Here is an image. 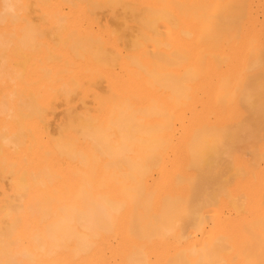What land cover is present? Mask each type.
Returning a JSON list of instances; mask_svg holds the SVG:
<instances>
[{
	"label": "bare ground",
	"instance_id": "bare-ground-1",
	"mask_svg": "<svg viewBox=\"0 0 264 264\" xmlns=\"http://www.w3.org/2000/svg\"><path fill=\"white\" fill-rule=\"evenodd\" d=\"M14 2L0 17V264H24L54 216L96 195L119 214L78 255L70 241L31 264H264V71L241 89L254 128L235 120L238 81L223 83L251 58L252 2L248 16L238 0Z\"/></svg>",
	"mask_w": 264,
	"mask_h": 264
},
{
	"label": "clouds",
	"instance_id": "clouds-1",
	"mask_svg": "<svg viewBox=\"0 0 264 264\" xmlns=\"http://www.w3.org/2000/svg\"><path fill=\"white\" fill-rule=\"evenodd\" d=\"M15 14L14 0H0V17H14ZM119 154L120 145L116 144L113 155ZM119 212L120 207L104 196L77 197L49 221L46 230L35 238L33 247L22 250L19 255L24 264H31L36 255L51 254L70 241L78 245V255L81 249L87 247L99 224L111 221Z\"/></svg>",
	"mask_w": 264,
	"mask_h": 264
},
{
	"label": "rangeland",
	"instance_id": "rangeland-1",
	"mask_svg": "<svg viewBox=\"0 0 264 264\" xmlns=\"http://www.w3.org/2000/svg\"><path fill=\"white\" fill-rule=\"evenodd\" d=\"M247 1H248L249 3L252 2L251 4H253V5L250 6L249 3H248ZM262 2H263V3H262ZM238 3H239V4H238ZM243 4H244L246 7H245ZM237 5H239V7H241V6L243 5V6L241 7L243 10L245 9L243 14H245V12H246V13H247V16L249 15V12H250V11L248 12V9H249L248 7L250 6V9H251V7H252V9H251V14L247 17V19H248V18L250 19V23H251L252 26H250V29H249L250 32H251V33H250V39H251V40H249L250 43H249L248 45L244 44V45L242 46L243 48H241V45H240V47H238L239 54H240V52H241V54L243 53L242 56L246 59V57H245L244 55H246V54H247L246 52H248L249 55H247V57H251V58H249V60H248V58H247L246 61H245L244 59L242 60V57H241V61H242V63L240 62V64H239V62H238L239 60H238V59H239L240 57H238V59L236 60L238 63H235V62H234V64H238L237 67H235V65H233V64H232L233 66L230 64V65H231L230 67L232 68V71L235 72V74H234V72H233V73H232V72H229L230 70L228 71V68L231 69V68L229 67V63H228V66H227V64H225V63H223V65H222L223 67H226V66H227L226 68H224V70L226 69V71L223 70V74H224V75H227V77H228V74H229V73H230L229 77H231V74H232L233 76H236V71L239 70L238 73H237V74H238V76H237L238 79H236L235 77H231L232 80H230L229 77H228V78H227L226 76L223 77V81H224L223 83H225L226 85H227V84H230V85L232 84V85L234 86V87H233V86H232V87L235 88V89H236L237 85H236V83H235L236 86L234 85L233 80H234V82H235L236 80L238 81V82L236 81L237 84H238V90H236V91H237V92H236V95H238V96H235V98H237V99H236V100H235V99H232V101L235 100V101L237 102V103H236L237 105H236V108H235V109H238V110H235V112L238 111V114H239V111H240V113L242 112V113L240 114V115H242V116H240V119H239V118L236 117V116L238 115V114L236 113L237 115L235 114L234 116H235L237 119H235V117L232 118L233 120L235 119L236 121H237V120H241V118H243V116H244L245 114H246V115L249 114L248 112L246 113V110H247V111H248V110L252 111L251 108H250V109H249V108L246 109V107H245L244 105H247V104H243V103H242L243 100H242V98H240V95H242V90L245 89L244 84L247 83V84H246L247 89L249 88L250 85H251L250 88L253 89L254 87H257V85L255 84L256 81H257L256 83H258V81H259V82H261V81L263 82V79H264V78H263V77H264V72H262V73L257 72V73H256V71H255V70H258V69H260V70H258V71H261V70L264 71V70H263V69H264V67H263V66H264V64H263V62H264V57H263V56H264V51H263V50H264V0H263V1H262V0H245V1H244V0H238ZM239 7H238V9H237V12H242V9L240 8V10H239ZM247 8H248V9H247ZM240 17H241V16H240ZM245 19H246V18H245ZM243 20H244V19H243ZM239 21L241 22V18L239 19ZM251 21H252V22H251ZM244 46H247V47H244ZM248 46H250V47H248ZM240 48H241V49H244V51H245V49H246V52L241 51ZM247 48H248V50H247ZM259 48H260V49H259ZM253 49H254V50H253ZM251 50H252V52L250 53ZM259 50H260L261 52H260ZM259 53H260V55H259ZM241 54H240V55H241ZM261 54H263V55H261ZM257 56H258V57H257ZM259 56H260L261 58H260ZM256 57H257L259 60H262V61H261L262 64H261L260 62H258V63L256 62L257 65H256V68H255V63H254V65H253L252 62H254L255 59L258 61V59H257ZM243 61L245 62V64L243 63ZM250 63H251L250 66H252V69H250V68H251V67L249 66ZM259 64H260V66L257 67ZM239 65H242V66L240 67ZM261 66H262V69L260 68ZM233 67H234V68H233ZM236 68H239V69H236ZM245 68H246V69H245ZM247 68L250 70V73H252L251 76H253L254 78H253V77H249V76H250V75H249L250 73L248 74V72H247V71H248ZM254 68H255V69H254ZM243 70H245V71H243ZM252 70H253V71H252ZM227 71H228L229 73H228ZM224 72H225L226 74H225ZM240 72H241V73H240ZM255 73H256L257 75L259 74L260 77L263 76V77H262L263 79L260 78L259 75H258V77L261 79V81H260V79H259V80H256L258 77H257V75H256ZM262 74H263V75H262ZM255 77H257V78H255ZM225 78H227V79H225ZM252 78H253V79H252ZM246 80H248L249 82L251 81V82L249 83V82L246 81ZM254 80H255V81H254ZM244 82H245V83H244ZM262 82H261V83H262ZM248 83H249V84H248ZM251 83H252V84H251ZM261 83H260V85H258L260 88H261V85H262ZM263 83H264V82H263ZM230 85H228L229 88H227V90L231 89V90L233 91V88L230 87ZM247 85H248V86H247ZM253 85H256V86H253ZM226 87H227V86H226ZM262 87H264V84H263ZM224 88H225V87H224ZM257 88H258V87H257ZM260 88H259V89H260ZM235 89H234V90H235ZM241 89H242V90H241ZM247 89L245 90V93H246V94L249 93V92L247 91ZM223 90H224V89H223ZM227 90H226V88H225V91H226L227 94H228V92H229L230 90H229V91H227ZM248 90H249V89H248ZM255 90H257V89L255 88ZM225 91H224V92H225ZM232 91H231V92H232ZM226 92H225V93H226ZM233 92H234V91H233ZM243 92H244V91H243ZM257 92H258V90H257ZM260 92L262 93V95H261ZM263 92H264V90H263ZM263 92H262V90H260V91L258 92V93H260V96H258V99L261 100V96H262V98H263V100L259 101V104L262 103V102L264 103V97H263V94H264V93H263ZM225 93H224V94H225ZM245 93L243 94L244 96H245ZM250 93H251V92H250ZM250 93H249V94H250ZM224 94L222 93V95H224ZM252 94H253V95H252ZM252 94H251L252 96H249V97H253L254 95H255V97H256V94H257V93H256V94L252 93ZM230 95H231V94H229V96H230ZM243 95H242V96H243ZM258 95H259V94H258ZM224 96H226V94H225ZM229 96H227V97H229ZM244 96H243V97H244ZM232 97H234V96H232ZM223 98H224V97H223ZM223 98H222V99H223ZM247 98H248V97H246V99H247ZM224 99H225V98H224ZM224 99H223V100H224ZM230 99H231V98L229 97L228 100H227V104H228V106H229L230 103H232ZM239 99H241V100H239ZM252 99H253V98H252ZM223 100H222V101H223ZM225 100H226V99H225ZM237 100H238V101H237ZM247 100L249 101V100H251V99H247ZM228 101H230V102H228ZM235 101H234V102H235ZM240 101H241V103H242L243 105H242V104H239ZM245 101H246V100H245ZM225 102H226V101H225ZM234 102H233V103H234ZM233 103H232V104H233ZM247 103H248V102H247ZM251 103H252V102H251ZM263 103L260 104L261 107L257 104V105H258V108H259L258 110H257V105L254 106L255 109L257 110V112L260 111V112H258V113H260V114H258L256 111H254V114H255V115L257 114V115L255 116V117H257V118H254V116H253L251 113H250V116L252 115L251 117H250V116H247V117H245V118H246V119H247V118H251V119H252V117H253V118L255 119L254 121H258V122L261 121V123L264 122V120H263V119H264V112H263V109H264V108H262V107H264V104H263ZM223 104H224V102H223ZM227 104L225 103L224 105L227 106ZM262 105H263V106H262ZM226 106H224V108H226ZM234 106H235V104L233 105V107H234ZM249 106H250V105H249ZM249 106H248V107H249ZM243 107H245V108H243ZM250 107H251V106H250ZM254 107H253V108H254ZM227 108H228V109H232V105H231V108H230V106L227 107ZM227 108H226V109H227ZM253 108H252V109H253ZM260 108H261L262 110H260ZM255 109H253V110H255ZM255 112H256V113H255ZM252 113H253V112H252ZM262 113H263V115H262ZM259 115H260V116H259ZM238 116H239V115H238ZM258 117H259V119H258ZM261 117H263V118L261 119ZM245 118H243V119H245ZM243 119H242V121H243ZM246 119H245V120H246ZM260 119H261V120H260ZM248 120H250V119H248ZM248 120H246L247 122L245 121V123H247L246 125H248V122H249ZM234 122H235V121H233L232 124L235 125L236 122H235V123H234ZM258 122H257V123L254 122V123H256V125L258 124V126H260L261 123L259 124ZM237 123H241V122L238 121ZM245 123H244V124H245ZM241 124H242V123H241ZM241 124H240V125H241ZM244 124H242V126H245ZM240 125H237V126H240ZM249 125H250V122H249ZM251 125L253 126V124H251ZM251 125L249 126L250 128L252 127ZM254 125H255V124H254ZM256 125H255V126H256ZM262 125H263V123H262ZM262 125L260 126V127H262V128H260V127H258V126L256 127V128H260V130L258 129L259 131H256V133H257V134L259 133L260 135L262 134L261 136L264 137V136H263V135H264V130H263V129H264V128H263L264 125H263V126H262ZM237 126H236V127H237ZM236 127H235V128H236ZM242 128H243V127H241V128L238 127V129H241V130H242ZM245 128H246V127H245ZM252 128H254V127H252ZM256 128H255V129H256ZM224 129H225V128H224ZM236 129H237V128H236ZM243 129H244V128H243ZM246 129L248 130L249 128L247 127ZM252 130H253V132H254V129H251V130L249 129V131H252ZM256 130H257V129H256ZM253 132H251V134H252ZM256 133H255V134H256ZM253 134H254V133H253ZM253 134H252V135H253ZM259 134H258V135H255V136H259ZM253 136H254V135H253ZM253 136H252V137H253ZM252 137H251V138H252ZM249 138H250V137H249ZM253 138H254V137H253ZM260 138H261V137H260ZM257 139H258V138H257ZM257 139H256V140H257ZM261 139H262V138H261ZM261 139H259V140L262 142V141L264 140V138H263L262 140H261ZM252 140H253V139H252ZM252 140H249V142L252 143V144L256 143V142H254V141L252 142ZM260 141H259L260 144L257 142L259 146L261 145V146H260L261 149H260V150L258 149V150H259V151H262V149H264V141H263L262 143H261ZM243 145H244V144H243ZM256 145H257V144H256ZM262 145H263V146H262ZM240 147H242V145L238 147L239 150H238V148H237V152L243 151V149L240 150ZM254 147H255V146H254ZM245 151H246V150H245ZM245 151H244V152H245ZM237 152H236V153H237ZM258 153H259V152H258ZM244 154H245V153H244ZM236 156H237V155H236ZM238 156H239V153H238ZM246 156L249 157L250 155H249V156L246 155ZM240 157H241V156H240Z\"/></svg>",
	"mask_w": 264,
	"mask_h": 264
}]
</instances>
